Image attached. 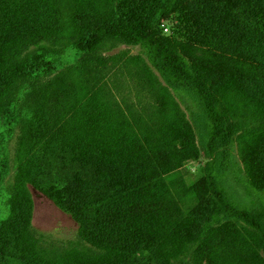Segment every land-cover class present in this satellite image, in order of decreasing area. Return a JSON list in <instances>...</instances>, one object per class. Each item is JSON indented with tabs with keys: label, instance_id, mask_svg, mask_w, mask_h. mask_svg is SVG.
I'll return each instance as SVG.
<instances>
[{
	"label": "trees",
	"instance_id": "1",
	"mask_svg": "<svg viewBox=\"0 0 264 264\" xmlns=\"http://www.w3.org/2000/svg\"><path fill=\"white\" fill-rule=\"evenodd\" d=\"M114 1L108 19L75 41V61L82 67H95L103 58L100 46L110 40L137 46L186 117L168 121L170 130L164 126L161 131L166 133L158 132L157 143L150 142L148 148L134 130L117 127L114 118L96 112L91 99L89 110L94 114L72 116L71 124L66 120L49 132L47 126L41 129L39 142L50 158L54 181L46 195L72 216L80 236L101 252L103 261L73 256L40 264H152L166 244L204 240L223 222L244 224L257 233L264 248V0H211V19L202 16L201 23L222 59L211 68V78L159 32L182 0ZM35 3L0 0V115L6 126L0 131V185L10 162L3 153L5 141L15 128L14 169L31 170L30 164L19 160L35 143L29 138L32 121L20 120L22 98L41 93L42 77L64 65L61 57H53L42 45L20 59L9 60L3 54L18 33L34 22ZM226 108L251 120L258 117L253 122L260 120L262 126L247 128L238 140ZM124 120L129 128V118ZM109 127L114 130L109 132ZM201 155L206 158L203 190L194 208L199 216L183 220L163 178L182 161ZM23 174L17 179L26 192L22 196L25 204L17 202L20 192L16 193L14 182L7 197L9 224L16 218L22 224L30 223L32 200L26 185L36 181L26 170ZM231 181L243 189V196L233 194ZM1 222L0 243L6 237ZM4 254L0 244L1 264ZM163 262L170 264V256L165 255Z\"/></svg>",
	"mask_w": 264,
	"mask_h": 264
},
{
	"label": "rangeland",
	"instance_id": "2",
	"mask_svg": "<svg viewBox=\"0 0 264 264\" xmlns=\"http://www.w3.org/2000/svg\"><path fill=\"white\" fill-rule=\"evenodd\" d=\"M37 1L32 5L35 10L34 22L31 21L18 33L3 54L9 60L20 59L42 45L53 57H61L64 65L55 73L42 77L43 89H47V93L43 90L25 96L19 106L21 122L32 121L29 138L35 143L29 145L19 157L20 162L31 165V170L14 169L12 160L17 128L7 135L9 137L5 141L3 153L10 162L7 175L0 185V221L4 222L6 228V237L0 243L5 250L3 264H40L42 261L71 260L73 256L100 262L103 261L101 252L80 236L78 223L46 195L54 187V181L51 179L52 167L50 169L48 166L50 158L44 152L46 148L43 143L39 142L41 129L47 126L49 132L66 120L71 124L72 116L87 118L92 112L88 103L91 99L95 101L96 112L104 113L110 120L114 118L117 127L125 125V130H134L148 148L150 142L157 143V134L164 132L161 131L164 126L169 129L168 121L176 116L185 118L186 115L137 46L110 40L100 46L99 53L103 58L95 67H82L75 61L76 54L72 47L75 41L89 28L108 19L114 0ZM202 16L211 19V0H182L177 10L162 22L159 32L187 54L203 75L211 78V68L216 60L222 61L219 56L221 52L211 46V36L201 23ZM40 38L43 40L38 41ZM225 110L238 140L245 136L247 128L257 130L262 126L260 120L256 124L253 122L258 117L251 120L242 112ZM122 116L129 118V128ZM5 128L2 114L0 131H5ZM108 130L114 129L109 127ZM236 154H240L237 147ZM205 162L204 155L197 160L182 161L179 168L163 178L168 195L180 207L183 220L193 214L199 216L194 208L202 195ZM237 163L240 166L238 160ZM24 169L28 175L33 174L36 181L35 185L30 182L26 185L32 200L30 223L22 224L16 218L9 224L7 197L14 182L16 193L20 192L16 197L17 202L21 206L25 204L22 196L26 192L21 186L22 180L17 179L24 175ZM231 186L234 195H244L243 189L236 183L231 181ZM166 245L161 249V255L151 260L152 264H165V255L170 256V264H178L181 260L186 264H264V248L259 236L242 223L223 222L204 240H178Z\"/></svg>",
	"mask_w": 264,
	"mask_h": 264
}]
</instances>
